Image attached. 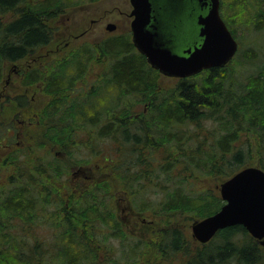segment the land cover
Segmentation results:
<instances>
[{
  "label": "trees",
  "instance_id": "obj_1",
  "mask_svg": "<svg viewBox=\"0 0 264 264\" xmlns=\"http://www.w3.org/2000/svg\"><path fill=\"white\" fill-rule=\"evenodd\" d=\"M91 1L96 0H0V82L7 62L51 41L52 21L67 7ZM259 2L220 0L235 38L243 21L247 29L261 23ZM97 53L112 59L107 73L86 95L72 97L74 83ZM227 64L180 78L165 91L159 71L123 33L82 46L54 72L48 65L29 68L23 84L42 81L52 98L38 112V137L59 146L65 160L42 155L41 144L29 143L34 141L12 152L14 185L0 192V264H264V249L242 225L220 229L202 244L176 220L183 214L202 218L223 203L212 189L186 188V179H226L248 165L264 169V62L238 86ZM101 83L108 84L103 93ZM20 98L7 102L12 109L26 107ZM141 101L149 102L147 112L134 116L133 106ZM103 139L113 147L102 148ZM42 156L47 161L39 162ZM80 165H93L101 176L88 178L78 196L77 185L64 177ZM116 187L135 211L159 217L156 237L124 231L111 201Z\"/></svg>",
  "mask_w": 264,
  "mask_h": 264
},
{
  "label": "rangeland",
  "instance_id": "obj_2",
  "mask_svg": "<svg viewBox=\"0 0 264 264\" xmlns=\"http://www.w3.org/2000/svg\"><path fill=\"white\" fill-rule=\"evenodd\" d=\"M261 2L263 3L260 4ZM258 4L261 5L263 14L259 26H254L253 28V25H251V27L247 29V25L245 26L246 20L243 21L241 25H237L235 34L238 41V49L226 66L227 74L234 86L246 82L247 77L255 73L264 62V0H260L257 5ZM131 10L132 5L129 0H96L69 6L56 20H51L53 26L55 25V29L53 38L48 44L38 47L32 55L27 58H22L14 62H7L4 65L3 77L0 82L1 103L4 101L3 96H7V94L10 96L12 94L23 93H25L30 102L26 107H21L19 109H12L8 103L2 107L0 106V121L2 122V127L0 129V188L2 189H0V192L4 190L3 188L7 186L13 187L14 185L10 183L9 175L16 172V167L13 166L14 162L11 158V154L15 149L18 151L23 150V147L28 146L29 143L32 145L38 143V147L41 144L40 153L42 155H45V153L50 155L58 154L63 161L65 160L63 151L59 146L46 141L41 136L38 137L39 134H37L41 125L38 112L48 105L52 98L44 91L45 84H43L42 81L28 85L22 84L24 74L28 72L29 68L36 67L44 69L47 65L51 69V72H54L57 69V65H61L62 62L67 59L73 58L84 45L91 47L95 42L123 33H128L131 38L130 22L132 17L129 16ZM220 13L223 14L221 10ZM109 22L115 23L117 28L111 31L107 30L106 25ZM81 33H83V35H80ZM67 42H69L68 45H66ZM111 60L110 58H102V56L97 53L88 61L86 64V71L83 72V75L74 83L76 90L74 91L75 93H71V96L73 97L81 91L82 93L79 94V98H81V95L82 97L86 95L92 84L98 81L97 78L107 73ZM17 67L23 72L22 79L21 75L16 76L14 73L8 77V74L13 71V68ZM7 79L8 82H6ZM179 79L180 78L160 74L158 83L162 90L167 91L173 88ZM107 86L108 84L101 83L98 87V91L103 93L105 89H107ZM145 104H147L146 107L148 108V101H141L135 104L132 109L133 115L135 116V112L142 113ZM205 123L207 125L211 124L208 123V121ZM8 125L14 127L16 131V136L13 139L9 138L3 131ZM189 128L193 129L194 126H189ZM92 131H94V129ZM99 141H101L100 145L102 148L111 149V146L113 147L114 145L109 139ZM20 159L21 157L19 155V158L15 159V162ZM47 159L46 156H42L39 162L47 161ZM95 175L97 177L101 176L99 169L93 167V165L71 166L64 180L66 184H71L72 186L77 185V191H75V193L79 196L84 192L83 190L88 187L87 179ZM99 179L100 178H98V180ZM224 179L225 178L221 176L205 175L200 180H194L193 178L186 179V181H184V186L186 188H191L193 191L212 189L211 193H213V195L220 196V183ZM113 195L114 198H112L111 201L124 231L130 233L131 236L143 239H151L158 235L155 234V232L159 230L162 223L156 214H152L150 211H135L123 197L121 188L116 187L113 191ZM65 197L67 198V196ZM176 220L180 228L185 230L188 236L196 240L192 236L191 231L193 219H187L186 215L183 214L178 215ZM44 232L51 234L53 231L44 230ZM41 235L42 237L44 236L43 234ZM261 247L264 249V246L261 245Z\"/></svg>",
  "mask_w": 264,
  "mask_h": 264
},
{
  "label": "water",
  "instance_id": "obj_3",
  "mask_svg": "<svg viewBox=\"0 0 264 264\" xmlns=\"http://www.w3.org/2000/svg\"><path fill=\"white\" fill-rule=\"evenodd\" d=\"M131 40L161 74L185 78L225 66L238 41L220 13V0H129ZM107 30H114L109 22ZM220 208L191 223L192 236L207 243L227 226L242 225L264 246V169L242 167L220 183Z\"/></svg>",
  "mask_w": 264,
  "mask_h": 264
},
{
  "label": "flooded vegetation",
  "instance_id": "obj_4",
  "mask_svg": "<svg viewBox=\"0 0 264 264\" xmlns=\"http://www.w3.org/2000/svg\"><path fill=\"white\" fill-rule=\"evenodd\" d=\"M129 16H130V13H129ZM132 17V16H131ZM132 20V19H131ZM113 23V22H112ZM113 24H115V23H113ZM117 28V25L115 24V29ZM80 35H83V33H81ZM132 42V41H131ZM68 43L69 42H67L66 43V45H68ZM136 49V48H135ZM20 60V59H19ZM12 73H14L16 76H20L21 75V79H22V76H23V72L21 71V69L19 68V67H17V68H13V71H11L10 72V74H8V77H10L11 76V74ZM25 76H26V73L24 74V77H23V79L25 78ZM6 82H8V79L6 80ZM22 84H23V80H22ZM21 96V100H26V102L29 104V99L27 98V96L25 95V93H23V94H12V95H8L7 94V96H3L4 98H3V100L4 101H2V103H1V101H0V106L2 107V106H4L6 103H8L7 101L8 100H12V98H15L16 96ZM1 97H2V95H1ZM5 98H6V101H5ZM147 104H145L144 105V108L142 109V112L143 113H145V112H147ZM0 107V108H1ZM0 114H1V112H0ZM139 114L140 113H136L135 115L136 116H139ZM2 127V122L0 121V128ZM4 132H5V134L7 133V134H9L10 135V137L9 138H12V136H16V131L14 130V127H12V126H10V125H8V126H6L5 127V130H3ZM11 141V140H10ZM58 155V154H57ZM128 201V200H127ZM128 203H129V201H128ZM130 204V203H129Z\"/></svg>",
  "mask_w": 264,
  "mask_h": 264
}]
</instances>
